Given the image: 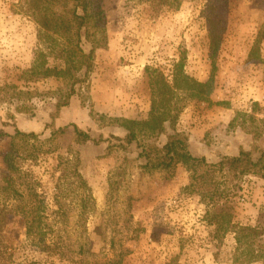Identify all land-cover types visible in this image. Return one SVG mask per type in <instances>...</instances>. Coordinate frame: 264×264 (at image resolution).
<instances>
[{
    "label": "rangeland",
    "instance_id": "obj_1",
    "mask_svg": "<svg viewBox=\"0 0 264 264\" xmlns=\"http://www.w3.org/2000/svg\"><path fill=\"white\" fill-rule=\"evenodd\" d=\"M208 2L103 0L107 41L96 51L90 88H82L83 96L88 92L87 100L99 112L136 118L151 108L148 66L171 77L175 63L183 60L186 73L202 81L210 78V38L203 14ZM234 3L224 14L227 29L216 57L212 100L183 99L179 120L180 129L191 135L192 151L211 161L252 147L255 124L249 115L254 109L258 127L264 129V39L258 41L264 0ZM38 32V23L21 0H0V85L30 86L42 93L25 112L16 109L17 103L0 102V131L14 133L19 128L37 134L28 142L17 139L13 154L14 167L22 170L16 173L17 181L40 193L36 207L44 211L45 198L53 219L59 200L63 213L59 220L66 222L74 241L88 242L92 260L120 257L123 264H169L179 255L177 264H241L234 262L238 242L233 235L214 237V227L205 219L208 207L199 195L185 191L191 181L185 166L179 164L172 174L144 171L135 148H109L115 140L77 143L72 124L89 131L96 141L101 135L109 139L111 133L125 134L121 128L94 121L81 92L53 120L57 100L45 92L58 88L60 81L50 78L26 84L19 78L41 47ZM67 126L66 132L53 135L54 127ZM164 141L161 138V144ZM257 143L264 147V135ZM8 148V138H0V177ZM77 157L90 186L86 208H82L85 189L73 183L71 173ZM241 183V190L231 192L234 221L264 228V178L247 175ZM4 202L0 197V238L26 243L23 218L1 211ZM17 257L38 264H76L23 247ZM248 264H264V258Z\"/></svg>",
    "mask_w": 264,
    "mask_h": 264
},
{
    "label": "trees",
    "instance_id": "obj_2",
    "mask_svg": "<svg viewBox=\"0 0 264 264\" xmlns=\"http://www.w3.org/2000/svg\"><path fill=\"white\" fill-rule=\"evenodd\" d=\"M179 2V0H176ZM26 12L34 17L39 25L38 38L41 47L36 53L34 63L23 69L19 78L26 84L42 79L54 78L60 81L55 90L45 93L56 100L57 112L68 106L75 95L83 96L84 86L89 91V82L95 69L96 51L107 41V18L103 0H21ZM235 6L234 0H209L203 10L207 21L210 38V56L212 74L205 81L196 79L184 70V61L175 63L171 77L160 68L148 66L151 71L149 85L151 89V108L143 117L129 118L108 115L96 110L88 99L89 93L83 96L91 118L102 127H118L125 131L120 136L111 133L109 139L103 135L96 141L89 131L77 124H72L75 139L80 145L91 141L113 142L109 148L116 146L122 150L136 149L142 161L144 171L163 170L171 174L181 164L191 173V181L185 191L199 195L206 204L205 219L214 228V237L222 240L232 234L238 247L234 262L248 264L264 258V228L261 225H244L234 221L232 193L242 189L241 181L247 175L264 178V147L257 143L264 135V129L258 127L259 118L256 109L249 119L255 124L252 135L255 143L251 148L241 147L237 154L222 155L216 161L206 156L196 155L192 151L191 135L179 127L183 111V99L212 100L216 88V57L224 41L227 29L228 14ZM264 39V25L258 33V41ZM38 90L27 86L7 83L0 85V102L17 103L21 112L30 109L31 102L39 96ZM89 101V104H86ZM29 103V104H28ZM259 107V103L254 104ZM232 119V123L238 119ZM67 127L53 128V135L66 132ZM8 138L9 148L3 155L6 169L0 177V197L6 204L1 211L10 214L15 212L23 218L24 236L27 242L21 244L14 240L0 238V264H38L32 259H20L17 253L21 247L39 251L48 257H58L61 261L76 264H123L120 257L106 261L92 260L93 252L88 242L74 241L70 237L68 225L60 221L61 205L54 211V218L48 213L44 198V211L37 206L38 191L24 181H17L13 154L16 151L17 139L28 142L37 137L35 132L19 128L14 133L0 131V138ZM165 137L161 144V138ZM128 161L131 162L129 157ZM71 167L73 183L85 189L82 196V208H86L90 198V186L81 172V160L77 157ZM23 186V187H22ZM24 188V189H22ZM14 200L16 203H13ZM25 201V202H23ZM8 202H12L11 204ZM212 210H214L212 212ZM179 255L169 264H177Z\"/></svg>",
    "mask_w": 264,
    "mask_h": 264
}]
</instances>
